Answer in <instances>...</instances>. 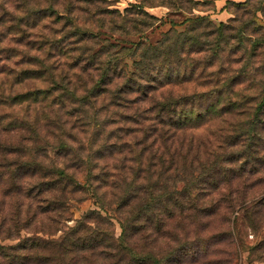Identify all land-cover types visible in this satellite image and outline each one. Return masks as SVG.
<instances>
[{"label":"trees","instance_id":"trees-1","mask_svg":"<svg viewBox=\"0 0 264 264\" xmlns=\"http://www.w3.org/2000/svg\"><path fill=\"white\" fill-rule=\"evenodd\" d=\"M53 2L46 10H41L40 15L37 14L34 25L26 23L37 39L31 48L34 55L8 50L7 59L17 58L22 69L0 72V111L34 104L31 114L11 115L13 119L8 123L0 117V236L18 241L11 247L0 246V264H127L131 229L133 226L144 227L139 223L141 217L156 212L163 215L165 222L199 215L213 217L219 213L221 203L231 209L234 229L241 220L258 234L264 222V193L255 195L256 189H264V91L258 97L261 100L258 107L244 115L249 118L244 117L228 129L218 131L213 127L216 131L210 134L211 140L206 136L207 144L203 143L198 135L201 129L215 119L244 109L250 100L239 99L235 94V88L244 79L236 76L221 80V73L204 71L211 66L206 63L202 72L196 74L198 65L188 64L187 59H183L186 51L201 53L209 50L212 57L208 61L211 62L223 50L221 45L226 27L219 26L212 43L209 35L197 33L196 25L205 19H194L191 30L183 33L169 31L157 45L138 43L131 48H120L118 41L110 45L103 42V51L94 54L90 53L88 45V39L97 35L92 31L77 25L72 30L58 31L54 36L44 33L43 29L38 31V22L43 17H54L52 22L55 25L63 21L65 27L74 21L71 17L74 6L69 5V1L64 3L65 10H68L64 17L55 9L60 0ZM138 8H141L138 15L148 17L142 7ZM143 16L134 21L133 29L139 31L143 28L147 22ZM21 24L22 21L18 22L17 29L12 32L24 34L26 31ZM148 25H152L151 22ZM2 40L0 37V44ZM72 40H78L76 43L80 44L76 49L79 56L73 57L66 69L59 59L71 58ZM2 53L0 51V60ZM32 66L34 68H23ZM77 69V72L73 71ZM26 79L42 80L48 87L26 93L14 91L13 88ZM176 89H183L185 93L179 95ZM131 95L151 104L142 114L137 108L132 119L135 123H130L144 126L142 137L137 136V129L129 130L133 138H137L133 144L132 161L136 167L132 176L138 180L146 174L142 177L143 183L137 184L139 188L128 186L118 208L130 207L132 198L144 200V203L136 207L133 217L121 223L120 238L110 233L109 228L103 229L107 224L112 225L97 212L87 214L75 227L64 230L58 226L54 233L62 232V236L57 240L35 235L22 238L21 233L31 226L41 225L47 231L42 229L40 232L48 234L51 226L62 224L58 218L70 221L66 216L70 202L83 189L71 170L78 168L79 164L84 166L85 180L89 184H92L91 177L97 176L94 175L92 159L95 151L86 157L83 149L69 143L70 137H64V125L60 127L63 134L56 137L58 144L54 145L41 135L43 128L47 133L51 132L52 123H39L40 114L47 116L45 104L49 107L47 102L53 99L63 110L69 104L74 112L83 111L80 119L86 120L90 111L99 108L101 102L106 104L100 107L101 115L112 106L125 110L133 108L132 104L138 107L139 101H129ZM143 115L144 122L149 123H136ZM99 124L105 133L110 123ZM118 128L114 130H122ZM211 129L207 128L205 132ZM143 163L147 167L145 171L141 170ZM105 180L108 176L99 182L106 184ZM101 188L102 185L98 184L96 191ZM21 198L28 202L24 212ZM9 199L16 201V212L4 217L1 209ZM100 209L104 210L103 207ZM252 251L257 261L264 262V239ZM136 260L145 262L140 257Z\"/></svg>","mask_w":264,"mask_h":264},{"label":"rangeland","instance_id":"rangeland-1","mask_svg":"<svg viewBox=\"0 0 264 264\" xmlns=\"http://www.w3.org/2000/svg\"><path fill=\"white\" fill-rule=\"evenodd\" d=\"M68 1L69 5L74 6L71 15L74 21L65 27L63 21L55 25L52 22L54 17H43L38 22L40 25L38 31L43 29L44 33L54 36L58 34V31L72 30L76 25L92 31L98 35H95V38L91 40L88 39L90 53L94 54L103 51V42L106 43L105 45H110L116 44L118 41L120 48H131L132 45L138 43L157 45L169 31L183 33L191 30L194 27L192 25L194 19H205L202 24L196 25L197 33L209 35L208 39L212 43L217 37L216 32L219 26L226 27L225 40L221 45L223 50L211 62L208 61L212 57L209 50L201 53L197 50L186 51L183 59H187L188 64L198 65L196 74L202 72L203 64L206 63L211 66L204 71L216 75L221 73V78L219 77L221 80L236 76L244 79L235 88V94L237 98L249 99L250 102L245 105L244 109L215 119L211 125L201 129L198 135L203 143L207 144L206 136L211 140L210 134L216 129L218 131L228 129L232 124L244 120V117L249 118L250 116L244 115L252 113L260 104L261 100L258 97L264 91V0H60L58 6L56 5L54 8L61 17L68 11L64 6V3L68 4ZM52 2L53 0H0V37L3 38L0 44V51L3 52L0 67L3 68H0V72L22 69V64L18 65L17 58H13L11 61L7 59L8 50L11 52L17 50L23 55H34L31 48L32 43L37 39L35 40V32H32L30 25L26 26V23L34 25V18H37V14L41 10H46ZM52 5H55V2ZM138 7H142L143 13L145 12L148 17H153L154 20L151 21L148 17L138 15L141 10ZM41 14L45 15V13ZM142 16L144 20H147L142 25L143 28L139 31L133 29L134 21L142 19ZM20 21H22V28L26 31L24 34L12 32L17 29ZM150 22L152 25L149 26ZM53 28L55 30L52 31ZM76 41L78 40L71 41L73 49L71 58L59 59L61 65L66 69L67 63H72L73 57L79 56L76 49L80 44H77ZM20 60L21 58L18 61ZM73 71L77 72L78 69ZM74 79L78 80L77 77ZM47 87V84L42 80L26 79L23 84L13 89L18 93H26L30 90L46 89ZM175 91L179 95L185 93L183 89ZM136 98L135 95L128 97L129 101H139L138 107L132 104L133 108L125 110L112 106L102 115L100 107H105L106 104L103 105L101 102L100 104L103 106L99 105V108L90 111L86 120L85 118L80 119V116L84 114L83 111L74 112L69 104L68 108L64 110L57 106L53 99L47 102L49 107L45 104L47 116L40 114L39 123H52L49 128L51 132L47 133V130L43 128L41 135L46 136V139L54 142L55 145L58 144L56 137L59 138L64 130L66 132L64 137L66 139L70 137L69 143L83 149L86 157L90 155L89 153L99 151L92 157L94 175L97 176H92L90 180L92 184H89L85 180L84 166L79 164L78 168L71 170V173L77 175L83 189L70 202L69 213L66 215L70 221L66 222V220L58 218L57 221L62 224L51 226L46 232L48 234L40 232L43 231L42 229L47 231V228H43L41 225L31 226L21 233L22 238L35 235L46 240H57L62 236V232L54 233L58 226L64 230L66 227H75L77 222L84 220L91 212H97L105 218V222L109 221L112 226L107 224L103 226V229L109 228L110 233H113L116 238H120L122 235L121 223L133 217L136 207L144 203V200L138 201V198H132L130 207L121 210L118 208V202L125 196L128 186L131 185V189L139 188L137 184L143 183L142 177L146 174H142L138 180L132 176L136 167L132 161L134 158L133 144L135 141L137 142V138H133L129 130L137 129V136L140 138L143 125L130 123H135L132 119L137 108L142 114L151 107L148 101L142 102V99ZM50 107L51 109H49ZM33 111L34 104L30 106L17 105L11 109L4 108L3 111H0V117L8 123L13 119L11 115H22L26 112L31 114ZM126 117H129L128 120ZM144 118L143 115L136 123H149L144 122ZM53 123L55 124L53 125ZM81 123L87 124L82 125ZM99 123H110L105 133H102V125ZM96 124L99 125L98 128ZM63 125L62 130L60 127ZM117 127L122 130H114ZM207 128L213 129L205 132ZM112 131L114 133L111 134ZM108 145H113L114 148L108 147ZM119 151H123L122 154H117ZM51 157L54 160L53 152ZM146 168L143 163L141 170L145 171ZM106 176H108V180H105L106 184L100 183V179L106 178ZM98 184L102 185V188L96 191ZM263 193L264 189L255 190L257 196ZM140 195L143 197L144 193L141 192ZM214 195L216 198L218 197L217 194ZM27 203L21 198L20 204L23 205V212ZM4 204H7L1 209L4 217H9L16 212V201L9 199ZM101 207L104 208L103 211L100 209ZM230 210L226 203H221L219 204V213L214 214L213 217L199 215L187 220H166V222L160 212L150 213L148 217H141L139 223L146 229L135 226L131 229L130 251L126 256L127 264H264V262L257 261L256 254L252 251L264 239V222L261 224L258 234L241 220L237 221L238 226L234 229V217ZM17 243L18 241L5 240L0 236V246L11 247ZM136 257L145 259V262L139 263Z\"/></svg>","mask_w":264,"mask_h":264}]
</instances>
